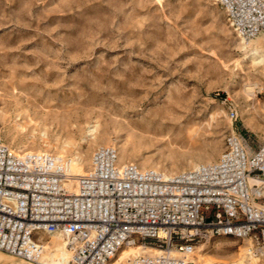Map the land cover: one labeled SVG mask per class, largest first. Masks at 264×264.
<instances>
[{"label": "rangeland", "instance_id": "rangeland-1", "mask_svg": "<svg viewBox=\"0 0 264 264\" xmlns=\"http://www.w3.org/2000/svg\"><path fill=\"white\" fill-rule=\"evenodd\" d=\"M247 44L216 0H0V142L84 170L115 144L121 161L166 174L216 160L229 133L252 151L264 141V32ZM41 235L42 259L61 260L63 241ZM245 246L211 237L192 263L247 260ZM0 264L29 263L0 251Z\"/></svg>", "mask_w": 264, "mask_h": 264}, {"label": "built area", "instance_id": "built-area-1", "mask_svg": "<svg viewBox=\"0 0 264 264\" xmlns=\"http://www.w3.org/2000/svg\"><path fill=\"white\" fill-rule=\"evenodd\" d=\"M216 1L239 38L264 32V0ZM224 145L216 160L168 175L101 145L74 175L64 156L0 142V251L45 264L41 234H61L67 264H106L126 246L149 250L127 264H193L199 242L232 237L264 261V141L249 151L229 133Z\"/></svg>", "mask_w": 264, "mask_h": 264}, {"label": "bare ground", "instance_id": "bare-ground-1", "mask_svg": "<svg viewBox=\"0 0 264 264\" xmlns=\"http://www.w3.org/2000/svg\"><path fill=\"white\" fill-rule=\"evenodd\" d=\"M238 37V36H237ZM255 38V37H254ZM254 38H252V39H254ZM241 41H242V43H246V45H248L247 43L249 42V41H251L252 39H250V40H243V39H241V38H239ZM245 45V46H246ZM252 90V87H246V91L248 92V91H251ZM108 145H110V144H108ZM111 145H114L116 148H117V150H118V147L115 145V144H111ZM8 146V145H7ZM9 147V146H8ZM9 148H11V147H9ZM12 149V148H11ZM12 150H14V149H12ZM14 152H17V153H20V152H24V151H15L14 150ZM43 152H45V151H43ZM129 155H130V153H129ZM60 156H62V155H60ZM64 157H66V156H64ZM68 160H69V162H70V170H71V172L74 174V175H81V174H83L86 170H84L83 169V167L77 162V159H76V157H66ZM89 162H90V160H89ZM118 162L119 163H126V162H123V161H121L120 160V158H119V151H118ZM88 166H89V164H88ZM88 166H87V168H88ZM197 166V165H196ZM86 168V169H87ZM152 169H154V168H152ZM156 170H158V169H156ZM160 171V170H159ZM162 172V171H161ZM164 173V172H163ZM166 174V173H165ZM168 175V174H167ZM52 237H55L56 239H58V240H60V241H63V254L65 255H62L61 256V260H58V259H52V261H51V263H46L43 259H42V255H41V260L40 261H42L43 263H45V264H67V261H68V259H69V257H70V253H69V251H68V249L66 248V243H65V239H64V237L61 235V234H55V235H51ZM123 248H127V253L125 254V256L122 258L124 261L125 260H127V262H128V259H131V258H133V257H135L137 254H141V253H146V252H148L149 250L147 249V248H142V247H139V246H126V247H122L121 249H123ZM120 249V250H121ZM133 249H138V250H140V252L139 253H133ZM245 249V254H247V256H248V259L246 260V259H243L241 256H237V258H235L234 260H232L231 262H229L228 264H259L258 262L261 260L260 258H258L257 256H254V255H251V254H248L247 252H246V247L244 248ZM119 250V251H120ZM118 251V252H119ZM1 252H3V251H1ZM3 253H5V254H7V255H9V256H12V255H10V254H8V253H6V252H3ZM187 254L189 255V256H192V255H194V250H192L191 252H187ZM117 255V254H116ZM115 255V256H116ZM114 256V257H115ZM13 257V256H12ZM113 257V258H114ZM112 258V259H113ZM111 259V260H112ZM23 261V260H22ZM110 261V260H109ZM107 262L106 264H117V263H111V262ZM120 261V260H119ZM123 261V262H124ZM263 261V260H262ZM23 262H25V263H29V264H33V263H31V262H26V261H23ZM213 263H215V262H212V261H206L204 264H213Z\"/></svg>", "mask_w": 264, "mask_h": 264}]
</instances>
